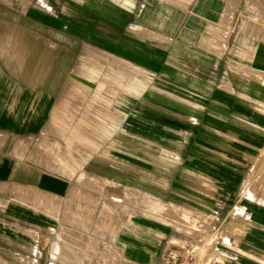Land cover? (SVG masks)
<instances>
[{
    "label": "crops",
    "instance_id": "1",
    "mask_svg": "<svg viewBox=\"0 0 264 264\" xmlns=\"http://www.w3.org/2000/svg\"><path fill=\"white\" fill-rule=\"evenodd\" d=\"M263 149L264 0H0V185L57 202L6 206L7 264H164L205 235L210 264H264ZM111 183L134 211L113 237L66 219Z\"/></svg>",
    "mask_w": 264,
    "mask_h": 264
},
{
    "label": "rangeland",
    "instance_id": "2",
    "mask_svg": "<svg viewBox=\"0 0 264 264\" xmlns=\"http://www.w3.org/2000/svg\"><path fill=\"white\" fill-rule=\"evenodd\" d=\"M264 150V149H263ZM261 150L259 155L257 156L256 163L251 166V170H249V174L247 176H250L249 178L251 179L250 184L248 185L247 182L244 183V189H249L253 193L256 192H261V197L260 199H264V151ZM54 150H47V152H50ZM95 185L101 188V183L92 181L90 180V185ZM99 184V185H98ZM93 187V186H92ZM107 188H110V191L107 190L105 196H100V197H93L94 200V206L93 209L90 210L89 213H76V214H68L67 218L68 220H84V221H90L91 220H99V221H106L111 223V235L113 237L114 233L119 231L128 216H130L134 211L132 210V207H130L129 202H126V199L128 200L129 198L125 197V193H123V196H121L120 189L118 188L117 184L111 183V187L107 185ZM27 193L30 194V197L34 199L35 201H41L49 205L50 207L54 208L57 204L55 199H52L50 197L40 195L38 192L35 190L31 189L28 193V190H23L14 187L11 184H1L0 185V221H6V220H11L12 218L7 217V211H6V206L10 204L11 202L15 200H21L23 197V194ZM125 192V191H124ZM259 199V198H257ZM149 203V202H148ZM161 205V204H160ZM160 208H163L160 206ZM169 210L170 207H168ZM173 209V208H172ZM176 209L174 208V211L171 212L169 211L168 216L174 215L175 216H180L182 218V215L184 216V220L187 224L193 227H197L199 225V221L197 218L193 216H187L186 214H181L179 212L175 211ZM52 216H55L57 220L63 219L61 217V214L59 213H51ZM212 215L208 214L207 216V223L208 226L205 227L204 229H201L202 231L205 230V234H210L211 232H214V221L212 220ZM183 221V218H182ZM185 223V224H186ZM186 224V225H187ZM185 229L187 227L185 226ZM193 230V229H191ZM189 229V231H191ZM191 232H194L191 231ZM203 233V234H204ZM41 233L37 229L32 228V248H31V253H32V258L35 254L38 252H42L43 255H49L54 248V242H55V237H51L47 240V245H45V239L41 237L39 240V236ZM47 239V238H46ZM40 241V242H39ZM40 243V246H39ZM7 246L4 242L0 240V264H7ZM12 263V262H11ZM48 264L49 260L46 261H36L34 259L31 260V264ZM57 264H62V262H57Z\"/></svg>",
    "mask_w": 264,
    "mask_h": 264
},
{
    "label": "built area",
    "instance_id": "3",
    "mask_svg": "<svg viewBox=\"0 0 264 264\" xmlns=\"http://www.w3.org/2000/svg\"><path fill=\"white\" fill-rule=\"evenodd\" d=\"M220 237L209 238L207 235L189 243H173L162 253L164 264H210L209 254L212 244L222 243ZM222 241V242H221Z\"/></svg>",
    "mask_w": 264,
    "mask_h": 264
}]
</instances>
